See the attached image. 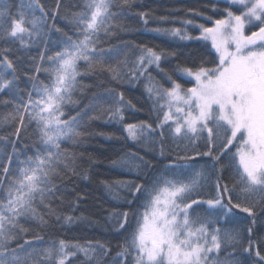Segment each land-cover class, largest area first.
Instances as JSON below:
<instances>
[{
    "label": "snow or ice",
    "instance_id": "obj_1",
    "mask_svg": "<svg viewBox=\"0 0 264 264\" xmlns=\"http://www.w3.org/2000/svg\"><path fill=\"white\" fill-rule=\"evenodd\" d=\"M132 2L83 0L78 11L65 7L62 18L72 26L69 35L48 23L60 17L64 0H55L51 9L41 0H19L15 11L11 0H0V41L18 43L22 49L44 46L38 56L29 57L32 67L24 69L31 82L26 99L11 47L0 51V93L9 97L2 103L14 105L13 111L0 115V127L14 126L10 134L0 135V264H264V237L253 239L258 221L264 223V0H216L213 12L217 4L227 5L221 18L189 9L206 22L186 18L182 27L152 29L182 41L210 43L213 59L178 66L192 86L184 87L165 73L171 85L167 88L155 81L150 69L163 73L161 61L175 52L109 43L130 30L121 17ZM139 16L147 25L148 14ZM189 26L199 35H191ZM51 32L60 34V47L48 54ZM131 48L136 49L134 58ZM41 73L47 74V82L39 79ZM99 74H107L115 85L146 81L145 91L157 112L155 125L125 123V111L136 106L116 87L104 88L103 95L94 94L81 106L91 87L82 78ZM69 107L76 109L74 115L67 114ZM100 119L121 124L127 139L144 150L143 155L129 151L111 162L133 178L102 181L113 200L127 205L106 218L111 232L124 239L115 250L111 241L100 239L45 241L26 225L36 222L43 231L50 220L63 225L88 220L61 213L54 202L64 203L62 186L66 190V182L80 175L76 161L83 155L62 145L84 144L93 135L89 123ZM32 124L36 139L28 144L23 133ZM166 131L174 148H166ZM157 157L168 163L149 178ZM197 157L209 158L210 169L190 163ZM228 168L236 177L232 187L224 182ZM209 185L214 194L203 198ZM82 199L77 194L69 201L72 211ZM202 205L207 207L200 213ZM236 210L247 214L250 225L243 230L221 227ZM241 250L255 259L242 260Z\"/></svg>",
    "mask_w": 264,
    "mask_h": 264
},
{
    "label": "trees",
    "instance_id": "obj_2",
    "mask_svg": "<svg viewBox=\"0 0 264 264\" xmlns=\"http://www.w3.org/2000/svg\"><path fill=\"white\" fill-rule=\"evenodd\" d=\"M46 8L51 9L55 3V0H41ZM83 0H64L62 5L61 15L55 21L49 19L48 23L51 25L56 24L57 27L68 32L69 35H73L72 26L64 20L63 14L65 7H71L73 11H78L82 5ZM13 4V11H15V5L19 4V0H11ZM216 3V0H133L131 6H125L123 8L124 15L121 20L129 27V31L121 32L117 36L113 37L109 43L116 45L122 42H128L130 47L132 44H144L149 47L156 48L157 50H164L165 52H175V56H168L161 61V68L164 72H160L154 66L150 69L155 81L163 85L165 88L170 87V82L167 80L165 73L171 75L173 80L181 83L184 87H191L192 83L189 79L182 77L179 73V67H192L198 65L201 62V58L206 60L213 59L212 55H209L210 45L204 41L197 40H179L178 38H172L165 35L158 34L152 29L155 28H173L182 27L181 21L183 19H196L197 23H205L203 17H193L189 12V9H194L205 13V15L212 16L213 19L221 18L224 7L227 5L223 2L217 4V11L213 12L212 5ZM235 10V9H233ZM147 13L148 23L144 24L140 18L139 13ZM168 17L167 21H161L159 17ZM207 26H211L208 24ZM188 32L193 36H198L199 31L197 29L188 27ZM75 38V36H74ZM61 39L59 33L51 32L48 37V54L53 51L59 50L58 41ZM105 46H108L107 44ZM4 47H11L12 55L10 58L16 60L18 65V75L20 80L18 81L19 88L23 90L22 94L25 95L31 90V82L24 75V69H30L32 67L29 57L38 56L39 52L44 49L41 45L39 48L32 47L30 49H22L19 44H4L0 41V51ZM213 51V50H211ZM214 52V51H213ZM136 49L131 48L130 58H134ZM18 58V59H17ZM31 74V73H30ZM39 79L47 82V74H39ZM83 83L91 85L88 89L85 97L81 99V106L89 102L91 97L96 95H103L104 88L116 87L118 91H122L125 98L130 100L132 104L136 106L135 110H127L124 113L125 123H137L139 121H148L155 125L157 121V112L153 110L152 99H149L147 92L145 91L146 81L141 80L134 84L125 82L122 85L112 84L107 74L89 75L83 77ZM4 99H9L6 93H0V115L7 114L13 111L14 105H5L2 103ZM76 109L71 107L66 108L68 115H74ZM87 130L91 135L84 144L80 146H73L65 142L62 147L69 148L77 152L82 153V156L78 155L76 161L77 171L80 175L75 176L71 181L66 182V190L62 186V195L64 203L55 201L54 206L58 207L61 213H70L74 216H81L88 218V220L95 223H89L88 220L76 223L72 225H63L62 223H56L54 220L49 221V226L41 231L36 226V222H30L27 227L32 229V232L38 233L44 236L45 241L52 239H66V240H79L84 241L88 239L111 241L113 249L117 243L122 242L124 237L115 235L109 229L106 223V218L109 212L113 209L124 210L127 205L123 202H117L112 199L111 195L104 188L102 181H113L117 179H130L133 178L132 174L125 172L122 169L114 168L111 164L112 160L117 159L123 154L129 151L139 152L143 155L144 150L139 144H134L131 140L127 139V133L124 131L121 124L115 122H106L105 119L91 121ZM14 131L13 127H0V135H8ZM104 134H115L118 139H107ZM25 141L31 144L36 139L35 125L28 126L26 133H23ZM166 136V148H174L171 137L165 132ZM159 137H157V140ZM20 145H18L19 147ZM10 150V146H9ZM234 151V149H233ZM148 158H151L149 156ZM168 161L157 157L154 160L155 169L149 173V178L159 175L163 171V166ZM194 163L197 168L204 166L206 169H210L212 161L207 157H197ZM87 178H84V175ZM171 175V173H169ZM236 177L231 168H228L224 172V182H227L229 187H232L235 183ZM150 182V179L147 181ZM238 191V189H237ZM79 194L83 197L79 201L75 211L69 204V201H73L76 195ZM214 194L211 185L201 193L203 198H210ZM206 205H202L197 209L198 212L203 213ZM135 208V205H133ZM43 211V210H41ZM264 215V214H262ZM130 224L134 223V218L129 217ZM250 218L247 214L236 210V214L231 218V222L221 221V227L240 229H246L250 225ZM31 235V233H30ZM127 235V233H125ZM245 235L247 233L245 232ZM264 237V223L258 221L257 226L253 231V239L259 240ZM242 260L251 261L254 260V255L249 257L247 254H243L242 250L239 253Z\"/></svg>",
    "mask_w": 264,
    "mask_h": 264
},
{
    "label": "rangeland",
    "instance_id": "obj_3",
    "mask_svg": "<svg viewBox=\"0 0 264 264\" xmlns=\"http://www.w3.org/2000/svg\"><path fill=\"white\" fill-rule=\"evenodd\" d=\"M209 45H210V43H208ZM214 51V50H213ZM187 79H190V78H187ZM165 110H166V108H165Z\"/></svg>",
    "mask_w": 264,
    "mask_h": 264
}]
</instances>
